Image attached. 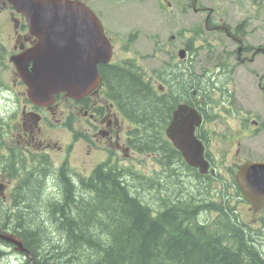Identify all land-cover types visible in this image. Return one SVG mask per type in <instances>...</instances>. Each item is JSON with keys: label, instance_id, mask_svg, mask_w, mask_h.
Returning a JSON list of instances; mask_svg holds the SVG:
<instances>
[{"label": "rangeland", "instance_id": "obj_1", "mask_svg": "<svg viewBox=\"0 0 264 264\" xmlns=\"http://www.w3.org/2000/svg\"><path fill=\"white\" fill-rule=\"evenodd\" d=\"M194 2L195 0L86 1L98 14L110 37H113L111 41L116 52L114 61H121L128 57L135 58L146 75V82L155 92L159 85L166 87L168 83H165V77L153 75V72L161 70L163 64L169 62L171 66L167 78L169 81L172 80L169 73L174 67L187 73L192 83L196 81L199 85L201 92L195 96L197 101L210 98L206 105L202 104L207 112V122L203 125L207 133V149L215 159L218 183L221 184L223 179L232 182L221 191H232L234 188L232 176L234 177L237 165L246 161H264V90L259 87L260 84L264 88V53L258 51L253 55V52L259 48L264 50V0H197L195 3L197 11H194ZM223 23L230 28L231 33L241 26L239 33L246 42L245 44L248 43L252 49L249 54H242L245 62L237 63L238 44L227 37L224 32L221 30L207 31L208 25L223 26ZM129 40L132 41L130 44H128ZM186 46L190 51H186L183 62H180L178 52ZM251 58L253 62L250 61ZM223 62L228 67L223 69L221 65L220 69H223V78L227 79L228 84L219 86L224 79L221 80L220 75V80H217L212 76V72L216 64ZM2 77L6 80V76L2 74ZM209 83L219 87L211 88ZM101 96L107 101L106 89L102 91ZM222 100H225L224 105ZM62 102V109L68 119L64 122L65 126L60 139L66 144L71 142L69 144L71 150L66 161L62 160L64 150L62 153L52 154V160L57 166L64 162L66 170L80 171V174L88 175L97 164L110 161L108 155L110 151L99 148L87 158L86 151L80 150L77 145L73 144V134L76 135L78 127L85 128L86 119L81 112L79 113L73 102L65 99H62ZM0 112L8 114L2 122V130L5 132L2 133V137L6 146L3 154L7 158V167H10L13 161H20L24 157L17 148L18 138L13 131L11 135L7 128V124L13 120L12 116L17 115V108L12 105L6 110L0 109ZM123 121L124 130L121 136L126 137L129 132H132L130 140L137 141L141 128L136 133L137 128L134 125ZM252 121H256L257 125H253ZM238 148L239 153H237ZM154 152L155 156H152L149 154L151 151L140 153L131 150L116 153L111 160V164H116L118 168L134 173V175L124 177L123 180L126 181L129 189L139 196L143 204L147 203L157 209L161 205L158 201L160 197L161 199L172 198V203L175 204L183 199L177 197L181 193V186L184 189L180 196H191L195 200H202L206 197L204 189L206 183L196 180L194 177L196 174L193 171L186 169L175 157L170 159L167 165L163 163V157L156 150ZM82 157L86 158V172H82L81 165L78 163ZM173 170L176 172L174 173ZM179 182H182V185ZM211 183L213 190L220 191V187L215 186L214 181ZM44 186L45 189L41 191V185H39L33 193V195L39 194L38 203L32 200L33 196L30 193L32 188L26 189L27 198L19 211L14 205L0 201V222L17 221L21 217V212L25 213L26 209L29 210L28 207L33 208L39 204V207L45 206L42 203L55 204L58 201V189L63 196L61 184H58L57 189L49 179L44 182ZM166 191L168 193L170 191V195H167ZM175 196L177 198H174ZM214 197L218 201V195L215 194ZM234 203L237 209L234 212L236 225H241L248 232L249 238H254V243L259 246L260 252L264 255V222L261 221L264 214L253 213L247 203L237 202V199ZM212 214L216 217L202 213L200 222L206 220L214 222L217 217H220L224 222L221 231L227 235L224 238L226 240L229 237L227 218L217 211ZM46 219L52 221L51 217L42 215L39 222H45ZM54 220L58 221L57 217ZM55 227L52 228L50 234L54 243L53 247L58 246L56 240L59 239L57 227ZM216 227L213 225L211 228L214 230ZM252 230L255 231L254 234L251 233ZM230 232L235 237L238 236L236 227L230 229ZM230 240L234 241L232 237ZM5 248L0 246V251H6ZM22 262L21 257H17L12 263L0 261L2 264H22Z\"/></svg>", "mask_w": 264, "mask_h": 264}, {"label": "trees", "instance_id": "obj_2", "mask_svg": "<svg viewBox=\"0 0 264 264\" xmlns=\"http://www.w3.org/2000/svg\"><path fill=\"white\" fill-rule=\"evenodd\" d=\"M170 69L156 72L165 71L162 77L168 83L166 92L157 93L144 82L143 74L130 66H99L109 98L125 118L143 131V148L139 149L142 152L156 150L167 165L175 152L163 134L171 111L183 101L199 108L207 117L203 106L198 107L196 97L190 95L192 91L196 95L201 92L196 81L192 83L187 73L174 67L169 73L172 77L169 81ZM209 101L207 97L203 105ZM59 182L63 190L61 201L48 205L42 203L43 207H39L40 204L28 207L29 210L20 213V219L14 220L21 223L19 229L24 246L33 253L36 264H264V256L259 246L253 243L254 238H249L248 232L236 225V209L228 191L217 194L218 203L211 200L216 199L211 195L203 205H198L200 200L180 196L184 189L181 186L177 197L182 200L174 204L172 198L160 197L161 205L154 209L143 204L115 171L106 173L97 168L90 178L92 184L79 190L67 183L65 176ZM35 185L37 183L28 188H32V200L38 203L39 194L33 195ZM166 194L170 195V191ZM235 195L239 196V191ZM207 209L220 212L227 218L229 237L226 240L227 235L221 232L222 220L217 231H210L208 224L195 220L199 211ZM42 215L51 217L52 221L39 222ZM55 217L58 221L54 220ZM55 226L59 238L57 247H53L50 237ZM235 227L237 237L230 232Z\"/></svg>", "mask_w": 264, "mask_h": 264}, {"label": "water", "instance_id": "obj_3", "mask_svg": "<svg viewBox=\"0 0 264 264\" xmlns=\"http://www.w3.org/2000/svg\"><path fill=\"white\" fill-rule=\"evenodd\" d=\"M22 14L31 35L38 43L12 59L27 87L30 101L37 105L53 102L55 94L79 99L99 83L97 65L108 64L111 45L94 13L84 4L70 0H8ZM184 51L179 52L180 58ZM201 116L186 104L172 113L166 135L192 167L207 172L204 148L194 136ZM237 182L244 198L255 212L264 207V164L249 163L240 167ZM0 185V193L2 192ZM0 239L26 251L22 242L10 234L0 233Z\"/></svg>", "mask_w": 264, "mask_h": 264}, {"label": "flooded vegetation", "instance_id": "obj_4", "mask_svg": "<svg viewBox=\"0 0 264 264\" xmlns=\"http://www.w3.org/2000/svg\"><path fill=\"white\" fill-rule=\"evenodd\" d=\"M79 1L86 3V0ZM217 30H222V26H215L214 31ZM225 33L231 37L233 41H236L230 33L226 31ZM241 41L243 43V39ZM36 44L37 39L30 34L24 16L16 12L7 0H0V109L6 110L13 105L11 99L12 93L14 95V102L16 103L14 107L18 109L19 117L16 115L12 116L13 120L10 121V124H7V128L11 132V135L13 131L18 138L17 148H19L26 157L32 158V160L28 159L24 162L15 160L10 167H7V158L3 154V151H6V146L4 145L2 137V133L5 132L2 130V120L0 119V172H2L0 173V183L6 184L5 199H0V201L3 200L6 204L14 205L17 211L20 209V206L22 207L24 204V201L21 199L24 200L27 198L25 190L28 189L29 185L37 183L35 189H33V193L39 185L42 186L41 191L45 189L44 181L46 182V180L49 179L45 176L43 180L41 174L46 173L48 169L38 166H47V164H49L51 168H56V170L59 171L64 162L59 166L55 165L52 160V154H59L64 150L62 157L64 161L65 154L68 155L71 150V146H69L71 142L66 144L60 139L65 126L64 122L68 119L62 109V99H64V97L58 98L56 95L54 104L47 107H36L32 105L26 97V87L19 79L11 62L13 57L23 54L27 49L34 47ZM241 47L239 54L242 52L241 54L246 55L252 51L251 47L247 44L243 43ZM253 55L255 54L253 53ZM240 59L241 56H238L239 61L245 62V58L242 60ZM250 61L253 62V59L251 58ZM2 74L6 76V80H4ZM9 80L12 84H10ZM259 87L264 90L260 84ZM102 89V87H99V89H96V91L87 98L85 97L73 102L79 110V113L81 112L86 119L85 128H77V133H75V137L72 138L74 139L73 144L75 146L77 145L80 150H85L87 158L93 155L99 148H103L106 151L109 150L110 153H113L115 150L118 152H126L130 147L128 136L126 134V137L121 136V132L123 134L124 130V122L118 109L102 98ZM0 115L6 114L0 112ZM82 129L86 132L83 133ZM65 147L68 148L66 149ZM32 153H36L35 155H37L38 158L32 156ZM108 155H110L109 152ZM206 156L210 167L215 168L214 157L208 153H206ZM34 161L37 163L35 170L39 172L36 179L33 178L32 175H29L25 181L16 184V179L9 177L10 174L16 176L17 171L22 172L24 166H27V163H33ZM78 163L81 165L82 172H86V158H80ZM30 170H32V168ZM77 174L81 176L80 171L77 172ZM59 181L60 179L57 184H61ZM50 182L55 186L57 185L53 177L50 178ZM67 183L70 184V181ZM73 184L75 187L71 186L78 190L83 187L82 185H90L88 182H82L78 175L76 183L73 182ZM56 188L58 189V186H56ZM58 201H61V199L58 198ZM21 226V223L15 221L4 224L0 222L1 231H8L20 239L23 236L19 229ZM3 245L8 248L6 249L8 254H13L14 248L12 246ZM19 256L24 258L25 262L27 261L26 264H28L30 260L33 264L37 262L34 260L33 253L30 250L25 253H20Z\"/></svg>", "mask_w": 264, "mask_h": 264}]
</instances>
